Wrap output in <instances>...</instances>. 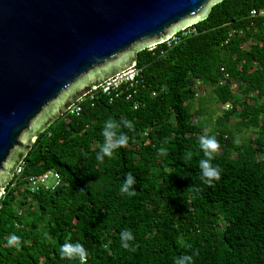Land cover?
I'll list each match as a JSON object with an SVG mask.
<instances>
[{
	"label": "trees",
	"instance_id": "16d2710c",
	"mask_svg": "<svg viewBox=\"0 0 264 264\" xmlns=\"http://www.w3.org/2000/svg\"><path fill=\"white\" fill-rule=\"evenodd\" d=\"M262 8L264 0L214 5L175 40L137 54L129 99L93 90L76 103L78 115L65 112L40 133L20 182L0 199V264H175L184 254L192 264H264V18L249 15ZM204 92L222 108L211 128ZM109 117L134 127H121L128 142L101 162ZM242 129L252 135L237 143ZM202 135L219 141L211 158ZM201 159L220 168L218 180L205 182ZM50 170L60 185L30 192L27 178ZM128 173L130 194L120 191ZM125 229L134 250L121 247ZM10 233L21 237L19 248L8 244ZM69 241L87 256H62Z\"/></svg>",
	"mask_w": 264,
	"mask_h": 264
},
{
	"label": "water",
	"instance_id": "95a60500",
	"mask_svg": "<svg viewBox=\"0 0 264 264\" xmlns=\"http://www.w3.org/2000/svg\"><path fill=\"white\" fill-rule=\"evenodd\" d=\"M222 1L0 0V192L71 106Z\"/></svg>",
	"mask_w": 264,
	"mask_h": 264
},
{
	"label": "clouds",
	"instance_id": "9594fccd",
	"mask_svg": "<svg viewBox=\"0 0 264 264\" xmlns=\"http://www.w3.org/2000/svg\"><path fill=\"white\" fill-rule=\"evenodd\" d=\"M124 126L131 130L134 125L132 121L122 119L120 121L109 117L103 123V128L101 134L104 138L102 144L99 145V149L95 154L97 161H103L105 157H111L113 155L114 149L123 146L128 142V135L121 130ZM200 148L203 150L204 156L211 158L214 151L219 147V141L216 139L215 135H202L199 139ZM158 152L161 154H166L167 150L165 148H159ZM199 167L201 169L202 176L205 177V182L211 184L213 180H218L221 175V170L218 166L213 165L211 159H201L199 161ZM135 183V178L131 173L126 174L124 183L122 184L120 191L127 192L130 194V186ZM4 193L0 192V197H3ZM121 237V247L129 249V241L134 239L132 231L130 229L122 230L120 233ZM21 237L15 233H10L8 236V244L15 245L16 248L21 246ZM61 255L67 258H84L87 256V249L79 242H66L60 246ZM192 255H181L176 258L175 264H192Z\"/></svg>",
	"mask_w": 264,
	"mask_h": 264
},
{
	"label": "built area",
	"instance_id": "2783aa9c",
	"mask_svg": "<svg viewBox=\"0 0 264 264\" xmlns=\"http://www.w3.org/2000/svg\"><path fill=\"white\" fill-rule=\"evenodd\" d=\"M249 15L251 17L264 18V8L258 10L253 9L250 11ZM183 34L185 35L187 33H183ZM230 36L231 34H229V37ZM175 39H176L175 36H173L170 40H175ZM169 41H167L166 43H169ZM226 42L227 40L225 41V43ZM220 73L222 75V81H225L229 78V74L226 72L224 68H220ZM139 77H140V70L134 65L133 67L124 70L118 73L117 75H114L113 77L107 79L102 84L95 87L93 90H99L101 94L105 95L108 98L109 101H112L113 99H116L121 95H125L126 99H129L130 98L129 93L131 89L135 88L137 84H139ZM229 108H230L229 104L225 105V109H229ZM79 111H80V107L75 103L67 110L66 113H69L71 115H78ZM23 167H24V163L22 162L15 169L9 182L11 183V186H14L20 182L23 174ZM49 179H52L54 182L52 184H48ZM60 182L61 179L59 174L56 173L55 171L50 170L38 176L28 177L27 188L30 190V192H37L39 190H54L56 187L60 185Z\"/></svg>",
	"mask_w": 264,
	"mask_h": 264
},
{
	"label": "rangeland",
	"instance_id": "374dc122",
	"mask_svg": "<svg viewBox=\"0 0 264 264\" xmlns=\"http://www.w3.org/2000/svg\"><path fill=\"white\" fill-rule=\"evenodd\" d=\"M201 95V94H200ZM201 106L205 108L203 113V119L206 121V126L211 128L215 119L219 117L222 112V108H219L212 97L211 92H204L202 94ZM252 135V132L247 129H242L239 133H235V142H244L248 137ZM52 179L48 180V184H52Z\"/></svg>",
	"mask_w": 264,
	"mask_h": 264
}]
</instances>
